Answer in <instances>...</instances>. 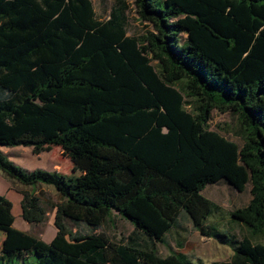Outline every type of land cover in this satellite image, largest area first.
Masks as SVG:
<instances>
[{"label": "trees", "instance_id": "1", "mask_svg": "<svg viewBox=\"0 0 264 264\" xmlns=\"http://www.w3.org/2000/svg\"><path fill=\"white\" fill-rule=\"evenodd\" d=\"M133 3L153 30L144 36L128 35L127 0H114L106 19L92 0H0V146L60 147L81 174L28 172L0 152L1 173L23 189L25 222L47 221L40 186L60 200L51 241L20 233L0 264H193L157 248L182 217L232 247L212 264H264V0ZM215 110L237 117L240 143L211 129ZM81 112L93 119L75 124ZM221 183L250 187L231 213L248 232L238 245L203 195ZM113 213L144 243L99 232ZM14 223L0 195V232Z\"/></svg>", "mask_w": 264, "mask_h": 264}, {"label": "rangeland", "instance_id": "2", "mask_svg": "<svg viewBox=\"0 0 264 264\" xmlns=\"http://www.w3.org/2000/svg\"><path fill=\"white\" fill-rule=\"evenodd\" d=\"M92 3L97 17L106 19L114 5V0H92ZM127 3L130 7L127 13L128 35L144 36L146 32L153 31L147 23L141 21L133 0H127ZM184 39L185 36H183ZM92 119L93 117H87L85 112H81L74 120V123L83 124ZM210 126L212 130L219 132L222 136L240 143V139L237 136L239 128L237 117L215 110L211 114ZM0 152L6 155L7 159L15 166L28 172L42 170L48 173L59 172L64 175H81L60 147H53L50 152L41 155H34L30 148L25 147L6 148L0 146ZM22 190L20 186L12 185L11 181L0 171V195L12 202L15 216L12 230L0 232V251L15 247L19 234L23 232L36 235L45 242L51 241L56 233L54 220L56 205L60 200L55 189L48 186H40L37 190V194L42 200V206L47 213V221L38 226L30 225L22 218L20 206L22 200L20 191ZM203 195L222 208V213L217 217H213L211 221L217 223L220 230L229 231L235 235L238 245L248 235V232L243 226L232 223L231 213L248 204L251 199L250 187L248 186L243 193H239L231 189L227 184L209 185L204 190ZM68 223L73 232L83 233L87 231V228L83 225L76 226L72 222ZM180 224L179 232L175 231L167 235V244H159L157 246L162 257L172 253H181L186 255L193 264H198L199 260L205 264H212L227 261L232 256L233 249L231 246L218 240L203 237L200 232L193 228L187 218L182 217ZM98 231L106 234L114 242H126L130 237H133L138 243H144L143 236L137 233L135 228L117 213H113ZM257 241L264 244V238Z\"/></svg>", "mask_w": 264, "mask_h": 264}]
</instances>
